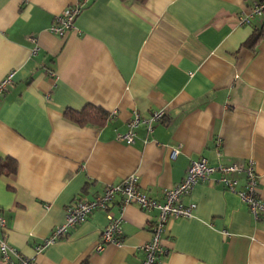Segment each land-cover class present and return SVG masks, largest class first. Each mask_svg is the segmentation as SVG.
Masks as SVG:
<instances>
[{
  "label": "crops",
  "instance_id": "0c3cea01",
  "mask_svg": "<svg viewBox=\"0 0 264 264\" xmlns=\"http://www.w3.org/2000/svg\"><path fill=\"white\" fill-rule=\"evenodd\" d=\"M259 0H0V241L35 264H142L157 211L122 208L121 243L95 248L108 225L94 211L67 235L44 241L63 224L65 210L91 201L108 186L137 177L148 198L162 202L190 162L252 161L264 202V25L251 14ZM79 4L74 28L49 32L54 18ZM86 106L104 111L101 127L64 117ZM164 110L151 133L134 130L118 141L137 113ZM172 151L177 154L171 157ZM197 183L182 199L192 218L171 220L157 264H264V217L218 182ZM244 186V176H228ZM1 264V258H0Z\"/></svg>",
  "mask_w": 264,
  "mask_h": 264
},
{
  "label": "built area",
  "instance_id": "2783aa9c",
  "mask_svg": "<svg viewBox=\"0 0 264 264\" xmlns=\"http://www.w3.org/2000/svg\"><path fill=\"white\" fill-rule=\"evenodd\" d=\"M81 12V6L77 3L67 8L63 13L57 15L49 29V32L57 37H64L74 28V22ZM251 14L257 18H264V0L255 1ZM12 83V73L7 74L0 80V98L7 92ZM164 110L155 111L149 119H142L134 113L133 119L128 123V131L124 135L118 136V141L131 144L133 142L134 130L139 125H144L148 133L152 132L155 123L162 120ZM177 152L172 151L171 157L174 158ZM219 173L218 182L224 188L237 194L241 201L247 206L249 212L255 217H264V202L259 197L258 177L252 161L246 164L218 165L216 167L208 165L203 158L190 162L182 181L164 192L163 201L157 202L141 193L137 177L130 176L118 185L108 186L102 195L91 201H79L65 210L63 224L55 228L50 238L44 241L48 246L64 238L69 230L75 225L85 221L94 211H108L109 206L115 198H120L121 207L126 205H136L144 212L156 210L157 218L151 227V238L139 249L144 255L142 264H157L158 258L164 254L161 245L162 237L166 227L171 220L193 217L195 210L194 204L183 205L182 199L189 195L193 187L201 181H209L210 177ZM244 176V186L236 190L237 181L228 176ZM108 225L101 233L99 244L95 251L101 252L108 244L119 246L121 243V218H114L107 212ZM1 264H35L33 261L21 258L18 252L9 247L4 241H0Z\"/></svg>",
  "mask_w": 264,
  "mask_h": 264
},
{
  "label": "trees",
  "instance_id": "16d2710c",
  "mask_svg": "<svg viewBox=\"0 0 264 264\" xmlns=\"http://www.w3.org/2000/svg\"><path fill=\"white\" fill-rule=\"evenodd\" d=\"M264 35V25L258 30H255L253 35L245 42V45L249 48H253ZM64 117L79 126L93 125L101 127L105 125L107 121V114L97 108L86 106L80 112L65 111ZM15 164L13 162H7V164H2L0 162V175L11 174L15 172Z\"/></svg>",
  "mask_w": 264,
  "mask_h": 264
}]
</instances>
